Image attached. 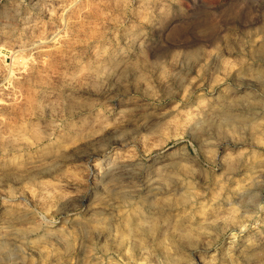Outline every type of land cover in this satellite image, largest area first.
<instances>
[{
	"label": "rangeland",
	"instance_id": "1",
	"mask_svg": "<svg viewBox=\"0 0 264 264\" xmlns=\"http://www.w3.org/2000/svg\"><path fill=\"white\" fill-rule=\"evenodd\" d=\"M0 264H264V0H0Z\"/></svg>",
	"mask_w": 264,
	"mask_h": 264
},
{
	"label": "bare ground",
	"instance_id": "2",
	"mask_svg": "<svg viewBox=\"0 0 264 264\" xmlns=\"http://www.w3.org/2000/svg\"><path fill=\"white\" fill-rule=\"evenodd\" d=\"M12 2V1H11ZM14 2V1H13ZM15 3V2H14ZM13 3V4H14ZM8 4H10V1H9V3ZM12 4V3H11ZM14 5H16V4H14ZM20 5V4H19ZM11 7V6H10ZM14 7V6H13ZM15 10V9H14ZM18 10V9H17ZM12 11H13V9H12ZM6 13V12H5ZM10 14V13H9ZM12 15H10V17H11ZM13 16H14V14H13ZM35 34H36V32H34ZM20 34H23V33H20ZM27 34V33H26ZM35 34H33V35H35ZM3 41V40H2ZM22 41V40H21ZM34 41V40H33ZM32 40L30 41V42H28V43H25L24 41L22 42V43H20V45H23V46H25L26 44L28 45H30V44H32V42H33ZM4 54V53H3ZM5 55V54H4ZM17 58V57H16ZM17 60V59H16ZM25 62V61H24Z\"/></svg>",
	"mask_w": 264,
	"mask_h": 264
}]
</instances>
